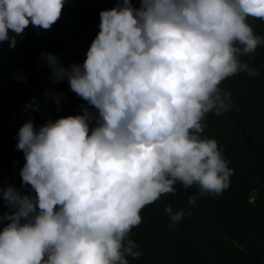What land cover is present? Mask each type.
Listing matches in <instances>:
<instances>
[{
  "label": "clouds",
  "instance_id": "obj_1",
  "mask_svg": "<svg viewBox=\"0 0 264 264\" xmlns=\"http://www.w3.org/2000/svg\"><path fill=\"white\" fill-rule=\"evenodd\" d=\"M66 2L0 0L2 51L24 46L17 39L29 25L50 29ZM98 16L82 63L65 67L46 54L79 109L18 129L19 174L30 190L0 189L13 209L0 218V264H129L126 257L147 248L136 250L131 239L143 214L178 183L196 186L190 225L237 228L227 188L244 168L234 150L209 137L207 122L225 128L232 86L261 78L246 60L264 45L252 29L264 21V0H110ZM224 195L233 207L228 221L217 199ZM257 196L244 192L237 203L252 222ZM164 211L170 227L185 215L170 205Z\"/></svg>",
  "mask_w": 264,
  "mask_h": 264
},
{
  "label": "trees",
  "instance_id": "obj_2",
  "mask_svg": "<svg viewBox=\"0 0 264 264\" xmlns=\"http://www.w3.org/2000/svg\"><path fill=\"white\" fill-rule=\"evenodd\" d=\"M109 1L67 0L60 19L50 29L29 25L17 39H23L24 46L17 50L9 45L3 51L0 48V189L13 187L21 194L30 190V186L22 185L19 174L25 163L23 151L16 147L20 126L31 119L38 128L49 119L73 115L79 109L73 103L67 81H55L46 54L55 55L65 67L82 63L99 32V11ZM252 29L254 34L264 37V21H257ZM246 62L258 70L261 78L251 81V87L248 82L232 86L233 108L227 114L229 123L225 128L207 122L208 130L213 132L209 137L234 150L244 168L243 174L230 176L227 188L236 199L237 228L231 231L226 225L225 231H218L209 225H190L192 204L188 203V196L196 194V186L185 189L178 183L174 195L153 207L150 204L143 214L144 223L131 239L137 245L136 250L142 252L147 248L137 258L126 257L129 264H264V45ZM43 63L47 65L46 72ZM56 94L61 97L58 104ZM254 191L258 192L257 219L252 222L244 214L243 209L248 207L239 208L237 203L244 192ZM217 199L225 205L228 221L233 207L227 195ZM165 205L185 210L184 217L174 227L169 226ZM12 211L0 196V218ZM4 223L0 222V229Z\"/></svg>",
  "mask_w": 264,
  "mask_h": 264
}]
</instances>
